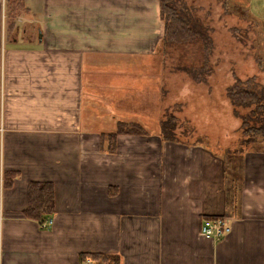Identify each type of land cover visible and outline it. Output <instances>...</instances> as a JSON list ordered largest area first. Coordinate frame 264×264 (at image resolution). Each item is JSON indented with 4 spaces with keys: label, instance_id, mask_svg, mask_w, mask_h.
I'll return each instance as SVG.
<instances>
[{
    "label": "crops",
    "instance_id": "0c3cea01",
    "mask_svg": "<svg viewBox=\"0 0 264 264\" xmlns=\"http://www.w3.org/2000/svg\"><path fill=\"white\" fill-rule=\"evenodd\" d=\"M22 2L11 31V0H0V264H95L83 254L97 253L120 264H264V146L231 159L228 181L201 144L165 141L138 120L145 87L130 77L152 63L156 91L159 66L141 60L163 41L159 0ZM100 108L111 109L109 131L87 124ZM119 121L148 134H120L110 153L101 134ZM33 181L54 187L47 227L25 215ZM227 212L225 238L201 234Z\"/></svg>",
    "mask_w": 264,
    "mask_h": 264
},
{
    "label": "rangeland",
    "instance_id": "374dc122",
    "mask_svg": "<svg viewBox=\"0 0 264 264\" xmlns=\"http://www.w3.org/2000/svg\"><path fill=\"white\" fill-rule=\"evenodd\" d=\"M171 1L190 20L195 39L185 44H161L158 54L143 56L141 63L154 57L159 66L158 84L154 92L152 63L150 71L140 70L130 77L145 88L153 82L148 86L150 92L144 88L137 95L138 103L135 99L140 107L136 110L142 114L138 120L153 133L161 130L162 121L175 116V140L171 141L201 144L208 157L216 162L224 159L229 173L231 147L243 137L241 116L251 111L250 107L233 104L229 90L238 85L264 92V0ZM100 111L93 112L87 124L95 131H109L114 123L109 117L111 109L101 115ZM254 143L249 147L259 146ZM213 182L217 187L219 181Z\"/></svg>",
    "mask_w": 264,
    "mask_h": 264
},
{
    "label": "trees",
    "instance_id": "16d2710c",
    "mask_svg": "<svg viewBox=\"0 0 264 264\" xmlns=\"http://www.w3.org/2000/svg\"><path fill=\"white\" fill-rule=\"evenodd\" d=\"M22 1L23 0H11L9 5L11 17H9L10 22L8 27L11 31L17 27L16 20L18 14L20 12H24L22 10L26 9ZM159 2L160 16L165 25L162 45H167L168 43L185 44L192 42L195 39L196 31L190 24V20L187 16L183 15L171 0H159ZM229 96L233 104L251 108V111H249L246 115L241 116L243 118V137L238 139L240 146L231 154V160L235 157H241L243 152H245L244 149L250 146L249 143L252 144L257 142L254 144L259 145L258 147L264 146V92H260L254 88H244L235 85L230 88ZM175 121V116H170L168 121H162L161 137L163 140H175L173 131ZM120 134L146 135L148 133L139 123H126L124 121H119L116 131L101 134L102 149L105 148L110 153L115 152L117 148V138ZM6 174L10 175L12 173L5 172V175ZM226 176L229 181V173L227 170ZM235 181H233L232 189L227 186L226 200L228 203L230 189L232 190V195L234 196ZM10 184L11 182L9 180L7 185ZM54 211L55 204L53 184L51 182H30L28 185V206L25 210V215L29 218H34L43 222L48 219ZM229 214L230 213L227 212V214L224 215L229 216ZM83 255V257L88 256L96 260L95 264H120V258L117 255L103 253Z\"/></svg>",
    "mask_w": 264,
    "mask_h": 264
},
{
    "label": "built area",
    "instance_id": "2783aa9c",
    "mask_svg": "<svg viewBox=\"0 0 264 264\" xmlns=\"http://www.w3.org/2000/svg\"><path fill=\"white\" fill-rule=\"evenodd\" d=\"M51 224H53L52 218L41 222L42 227ZM231 228L229 216L222 214L206 218L200 227V231L204 237L219 241L229 234Z\"/></svg>",
    "mask_w": 264,
    "mask_h": 264
},
{
    "label": "water",
    "instance_id": "95a60500",
    "mask_svg": "<svg viewBox=\"0 0 264 264\" xmlns=\"http://www.w3.org/2000/svg\"><path fill=\"white\" fill-rule=\"evenodd\" d=\"M42 39L41 31H39V40Z\"/></svg>",
    "mask_w": 264,
    "mask_h": 264
}]
</instances>
